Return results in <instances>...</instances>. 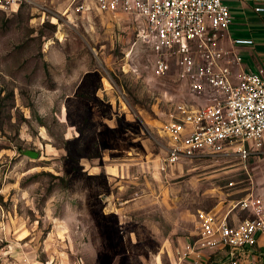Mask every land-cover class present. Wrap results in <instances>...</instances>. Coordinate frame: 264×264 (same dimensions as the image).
<instances>
[{
  "label": "rangeland",
  "instance_id": "obj_1",
  "mask_svg": "<svg viewBox=\"0 0 264 264\" xmlns=\"http://www.w3.org/2000/svg\"><path fill=\"white\" fill-rule=\"evenodd\" d=\"M35 1L0 2V264H157L264 198V155L168 160L187 96L131 28Z\"/></svg>",
  "mask_w": 264,
  "mask_h": 264
},
{
  "label": "built area",
  "instance_id": "obj_2",
  "mask_svg": "<svg viewBox=\"0 0 264 264\" xmlns=\"http://www.w3.org/2000/svg\"><path fill=\"white\" fill-rule=\"evenodd\" d=\"M17 1L48 10L42 2ZM50 3L63 11L92 10L107 25L131 28L134 44L147 53L152 75L173 81L186 93L187 99L162 127L170 162L200 158L246 162L264 155V70L245 69L240 58L224 48L223 35L233 21L225 0ZM236 206L237 214H242L238 219L231 211L221 218L199 211L194 240L171 248L157 264H264V198L250 195Z\"/></svg>",
  "mask_w": 264,
  "mask_h": 264
},
{
  "label": "crops",
  "instance_id": "obj_3",
  "mask_svg": "<svg viewBox=\"0 0 264 264\" xmlns=\"http://www.w3.org/2000/svg\"><path fill=\"white\" fill-rule=\"evenodd\" d=\"M232 24L223 35V46L240 58L245 69L264 70V0H225ZM262 7L263 11L258 12ZM236 41H250L239 44Z\"/></svg>",
  "mask_w": 264,
  "mask_h": 264
}]
</instances>
